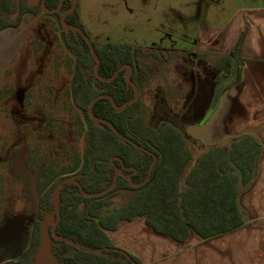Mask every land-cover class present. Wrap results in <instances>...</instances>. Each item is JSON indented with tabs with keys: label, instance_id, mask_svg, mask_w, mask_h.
<instances>
[{
	"label": "trees",
	"instance_id": "1",
	"mask_svg": "<svg viewBox=\"0 0 264 264\" xmlns=\"http://www.w3.org/2000/svg\"><path fill=\"white\" fill-rule=\"evenodd\" d=\"M60 3V11L44 16L59 20L61 39L73 57L71 95L85 119L81 134L85 136L86 150L82 159L59 178L53 179L47 172L46 179L40 181L37 219L17 264L35 263L42 241V223L46 215L55 213L56 189L67 179L77 183L65 184L59 193L60 220L55 234L65 240L59 241L53 235L51 238V253L58 264H133L125 254L142 264L117 248L108 235L122 222L138 217L145 218L155 233L177 242H184L191 232L211 240L242 228L245 219L239 196L254 179L262 154L256 138L235 139L230 146H203L205 151L196 157L199 151L192 144L199 141L188 129L203 126L209 118L197 123L185 114L174 115L167 102L162 101L158 108L161 114L155 116L159 118L150 124L142 112V95L150 82L151 67L142 58L152 55L143 56L140 49L131 45H101L90 40L98 63L82 35L62 26V15L72 10L74 2L45 0L44 7L53 12ZM42 12V0H0V33L19 28L25 16L40 17ZM65 20L88 37L77 0ZM244 40L245 34L214 78L213 96L223 80L232 79L221 93L240 82ZM131 84L139 90L136 101ZM113 102L117 108L126 107L118 110ZM92 103V114L104 122L91 119ZM109 124L142 149L120 139ZM81 189L90 195L106 193L87 198ZM73 244L102 251L91 253Z\"/></svg>",
	"mask_w": 264,
	"mask_h": 264
},
{
	"label": "rangeland",
	"instance_id": "2",
	"mask_svg": "<svg viewBox=\"0 0 264 264\" xmlns=\"http://www.w3.org/2000/svg\"><path fill=\"white\" fill-rule=\"evenodd\" d=\"M77 3L92 42L131 45L143 56L152 55L142 58L151 67L142 95V112L150 124L159 118L162 101L174 115L185 114L197 123L209 118L226 84L223 80L211 94L226 57L191 52L199 30L221 29L238 12L264 7V0ZM72 59L55 18L53 24L44 21L38 27L0 78V264H17L27 247L46 173L59 178L85 153V119L71 95ZM192 145L199 151L196 157L205 151L200 142ZM55 223V213L46 215L34 264H58L51 253Z\"/></svg>",
	"mask_w": 264,
	"mask_h": 264
},
{
	"label": "crops",
	"instance_id": "3",
	"mask_svg": "<svg viewBox=\"0 0 264 264\" xmlns=\"http://www.w3.org/2000/svg\"><path fill=\"white\" fill-rule=\"evenodd\" d=\"M44 21L53 24L55 18L27 15L19 28L0 33V78ZM243 34L240 82L220 94L206 124L188 131L206 148L230 146L245 136L260 143L256 175L239 196L245 225L215 239L204 240L191 232L184 242H177L155 233L143 217L122 222L108 235L117 248L142 264H264V7L238 12L221 29L201 26L191 52L227 58Z\"/></svg>",
	"mask_w": 264,
	"mask_h": 264
},
{
	"label": "water",
	"instance_id": "4",
	"mask_svg": "<svg viewBox=\"0 0 264 264\" xmlns=\"http://www.w3.org/2000/svg\"><path fill=\"white\" fill-rule=\"evenodd\" d=\"M44 2H45V0H42L43 9L45 8V7H44ZM73 2H74V5H73L72 10L76 7V0H73ZM61 7H62V3H60L59 7H58L55 11L50 12V13L53 14V13H56V12L60 11ZM72 10H69V11H67L66 13H64V14L62 15V18H61L62 26H63L65 29H67V30H74V31L79 32V33L82 35V37L85 39V41L88 43V45H89V47H90V49H91V52H92L93 56L95 57V59H97V61H98V63H99V60H98V58H97V56H96V54H95V51H94V47H93V45H92L90 39L87 37V35H86L82 30H79V29H77V28H75V27H71V26H69V25L66 23V20H65V19H66L67 15H68ZM47 12L49 13V11H47ZM126 68H128V70L130 69V67H126ZM127 77H128V73H127ZM131 85L133 86V88L135 89V92H136V97H135V100H134V101H136V100L139 98V90H138V88L136 87V85H134V84H131ZM106 97H107V96H106ZM99 98H101V97H99ZM93 104H94V103L91 104L90 109H89V113H90V117H91V119H92L94 122H104V121H100L99 119H97V118L92 114V107H93ZM113 104H114V102H113ZM114 107H115L116 109H118V110H122V109H124L126 106H124L123 108H117L116 105L114 104ZM109 126H110V128L113 130V132H114V133H115L120 139H122V140H124V141H127V142L133 144V145H134L136 148H138V149H142V147L138 146L137 144L133 143L131 140H129V139H127L126 137L122 136V135H121V134L115 129V127H114L113 125L109 124ZM155 163H156V158H155V161H154V163H153V165H152V167H151V169H150L149 176H148L147 180L150 178V175H151V173H152V169H153ZM119 173H120V172H119ZM76 183H77V182H76L74 179H67V180H64L63 182H61V183L58 185L57 189H56V194H55V196H56V208H55V214L57 215V221H56L55 225L53 226V236H54L55 239H57V240H59V241H63V240H65L64 238H60V237H58V236L55 234V229H56L57 224H58V222H59V220H60L59 193H60V190L63 188V186H64L65 184H76ZM81 190H82L83 195H84L85 197H87V198L100 196V195H103V194L106 193V192H104V193H100V194L90 195V194L85 193V192L83 191V189H81ZM73 246H75V247H77V248H83V249H85L86 251L91 252V253H100V252L102 251V250H94V249H90V248L85 247V246H82V245H76V244H73ZM125 256H126L127 259H128L129 261H131L133 264H136V263L134 262V260H133L129 255L125 254Z\"/></svg>",
	"mask_w": 264,
	"mask_h": 264
},
{
	"label": "built area",
	"instance_id": "5",
	"mask_svg": "<svg viewBox=\"0 0 264 264\" xmlns=\"http://www.w3.org/2000/svg\"><path fill=\"white\" fill-rule=\"evenodd\" d=\"M47 11L48 10L46 8L43 9V13L47 14L48 13Z\"/></svg>",
	"mask_w": 264,
	"mask_h": 264
},
{
	"label": "flooded vegetation",
	"instance_id": "6",
	"mask_svg": "<svg viewBox=\"0 0 264 264\" xmlns=\"http://www.w3.org/2000/svg\"><path fill=\"white\" fill-rule=\"evenodd\" d=\"M50 13V12H49ZM51 14V13H50Z\"/></svg>",
	"mask_w": 264,
	"mask_h": 264
}]
</instances>
